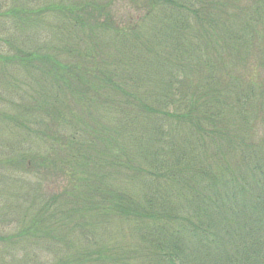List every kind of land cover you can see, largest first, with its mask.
<instances>
[{"label":"trees","instance_id":"obj_1","mask_svg":"<svg viewBox=\"0 0 264 264\" xmlns=\"http://www.w3.org/2000/svg\"><path fill=\"white\" fill-rule=\"evenodd\" d=\"M8 173L38 264H264V0H0Z\"/></svg>","mask_w":264,"mask_h":264},{"label":"rangeland","instance_id":"obj_2","mask_svg":"<svg viewBox=\"0 0 264 264\" xmlns=\"http://www.w3.org/2000/svg\"><path fill=\"white\" fill-rule=\"evenodd\" d=\"M117 12L121 13L123 10H116ZM48 29H53L52 20L48 22ZM11 175H15L14 173H8L0 176L1 182L3 185H7L5 183H8V186L0 187V208L5 209V207L11 208L12 210L15 206V203H18L20 199L18 198L20 196V192L15 187V182H10ZM15 180V179H14ZM1 186V185H0ZM19 188V185H18ZM45 194L48 192L46 187L42 190ZM24 194V189L22 191L21 196ZM6 210H4L5 212ZM4 212L0 210V237H8L15 235L19 231V227L15 224L14 220H10L9 218H6L4 216ZM95 233V234H94ZM107 235L104 231H99L98 229L93 232V236L90 235V240L92 247L93 243L97 241L100 237H107ZM81 241L78 245L80 246V249H82L81 244H86L85 236L78 237ZM11 244H6L9 241H0V248L3 249L1 255H0V264H38L39 262H42L46 258H49L52 260L55 259V257L52 255L51 250L47 247L46 244L43 245H32L31 243H20L18 245H13V242L15 239H10ZM27 244V245H25ZM25 245V246H24ZM47 249V250H46ZM47 261V260H46Z\"/></svg>","mask_w":264,"mask_h":264}]
</instances>
